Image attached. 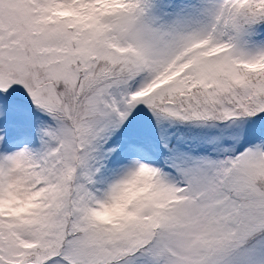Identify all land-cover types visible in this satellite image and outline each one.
Returning a JSON list of instances; mask_svg holds the SVG:
<instances>
[{
	"label": "snow or ice",
	"instance_id": "6c2138e0",
	"mask_svg": "<svg viewBox=\"0 0 264 264\" xmlns=\"http://www.w3.org/2000/svg\"><path fill=\"white\" fill-rule=\"evenodd\" d=\"M0 264H264V0H0Z\"/></svg>",
	"mask_w": 264,
	"mask_h": 264
}]
</instances>
